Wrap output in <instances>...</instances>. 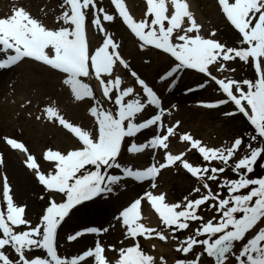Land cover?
<instances>
[{"label": "snow or ice", "instance_id": "snow-or-ice-1", "mask_svg": "<svg viewBox=\"0 0 264 264\" xmlns=\"http://www.w3.org/2000/svg\"><path fill=\"white\" fill-rule=\"evenodd\" d=\"M112 3L119 17L141 42L142 49L151 46L174 58L173 65L162 74L158 73L162 81L175 87L177 76L186 69L204 74L209 82H215L225 98L203 106L219 108L231 103L234 111L225 115L242 114L254 127L256 134L251 135L250 142L245 145L249 152L234 163L233 171L238 178H225L219 183L221 190L226 189V197L213 192L209 184V181L219 179L218 173L226 171L225 167L218 168L211 162L219 160L228 165L244 145L243 137L235 138L230 147L214 148L204 145L191 134H183L181 139L197 149L204 161L209 162L205 166H194L182 159L185 153L174 155L171 152H166L165 161L158 166L154 163L144 168H134L121 164L119 157L125 138H135L138 133L155 126L162 135L153 134L149 141L139 144L130 142L127 150L132 153H142L147 149L167 150V141L175 134V129L172 126L165 128L162 98L135 70H131L130 74L142 89L143 98L134 87H122L124 82L119 75L113 76L117 65L130 68L128 61L118 51L119 44L102 23V20L112 22L116 17L97 7L96 0H64L63 10L58 17L60 26L50 28L21 6L10 17L0 18V70H11L33 60L64 74L63 83L69 86L76 100L90 99L94 102L89 110L95 118L97 129L93 135L66 121L56 108L46 109L49 119L58 120L78 137L81 145L66 153L47 150L45 159L54 162V174L41 171L36 157L30 153L25 163L34 170L39 183L50 194L62 193L66 199L57 202L53 197L46 214L33 225L26 218L27 206L14 202L11 185L5 175L2 195L6 202V213L0 210V264H110L99 243L94 249L70 259L62 258L58 254V228L62 222L66 223V217L71 218L70 213L75 216L86 212L90 206L85 202L113 192L122 179L140 183L150 181L151 187L156 188L154 181L160 170L177 161L201 182L206 191L196 187L193 191L200 193L198 198L186 196L179 203L166 202L164 193H145L163 224L173 233L189 229L191 222L198 223L192 234L187 235L176 248L185 256L191 253L196 259H179L175 264H202L199 258L205 252L214 259V264H264V178L248 176L253 172L258 158L264 157V0H234L231 3L229 0H219L227 21L239 35V46L236 47H229L215 39V31L208 37L202 35V25L189 11L185 0H170L171 7L166 0H146L145 18L139 21L129 13L123 0H112ZM90 16L94 19L89 23L104 31L106 37L102 46L94 50L90 49L86 30V20ZM237 58L254 63L258 74L255 80L238 81L230 76L220 78L214 74L234 72L235 69L228 68L226 62ZM82 78L98 81L101 89L99 97L91 83ZM204 87L206 84L201 83L196 89L187 90L191 92ZM108 101L112 102L113 107L104 106ZM146 107L152 111L147 118L139 120L137 114L144 113ZM178 126L179 122H176ZM258 137L261 139L253 147L251 141H257ZM7 143L14 149L28 152L22 142L7 139ZM2 163L3 157L0 155ZM111 170H117L119 174ZM244 189L248 191L242 192ZM81 205L83 207H78ZM202 205L213 208L219 216L206 220L202 214H198ZM140 208L141 199L138 198L121 212L128 234L133 238L140 235L150 238L154 233L161 241H167L168 237L163 232L138 222ZM253 229L257 230L249 236ZM84 231L99 234L101 229L91 227ZM81 235L82 232L76 231L67 239L75 241ZM172 238L177 239L175 235ZM237 244L240 245L238 248ZM198 245L203 246V251L196 253L194 248ZM7 249L12 250L16 259L10 257ZM37 250L43 251L44 256L31 255ZM88 257L92 259L87 260ZM117 264H156V259L146 254L137 242L134 246L119 249Z\"/></svg>", "mask_w": 264, "mask_h": 264}, {"label": "rangeland", "instance_id": "rangeland-1", "mask_svg": "<svg viewBox=\"0 0 264 264\" xmlns=\"http://www.w3.org/2000/svg\"><path fill=\"white\" fill-rule=\"evenodd\" d=\"M123 2L134 19L139 21L145 18L147 11L146 0H123ZM185 2L189 5V11L194 15L198 24L202 25L201 34L208 37L211 32L215 31L216 36L214 38L219 40L221 32L229 24L221 12L217 0H185ZM229 2H234V0H229ZM96 3L97 7H102L109 14H113L116 17L112 22L102 20V23L104 29L119 44L118 51L130 65V68L117 65L113 70V76L119 75L122 78L124 82L122 87H134L136 92L140 93L143 98L142 89L130 74L131 70H135L150 86L154 87V90L156 87L172 89V87L168 86L167 81L161 80L158 73L162 74L165 69L173 65L175 63L174 58H167L165 54H161L156 50L142 49L116 14L112 1L96 0ZM166 4L171 7L170 0H167ZM21 6L33 16L42 19L48 27L58 28L60 26L58 17L64 7L63 0H0V18L10 17ZM102 16L103 13H101ZM148 19H151V17H148ZM185 19L187 20V18ZM90 20H86V23L90 35V49L94 50L102 46L106 37L104 31L98 29L94 23H89ZM226 64L228 68H234L235 71L214 74H217L220 78L230 76L238 81L244 79L255 80L257 78V72L252 62H243L237 58L226 62ZM63 79L64 75L51 71L36 62H31V60L23 62L11 72L0 74V102L5 106V109L3 107L0 108V133L2 132L3 142L7 143V139L14 138L22 140L21 142L28 147V152H25L21 158L23 163L26 166L25 161L30 153L36 157L37 163H39L40 169L44 173L52 172L54 174V162L45 159V162L48 163H43L39 158L41 155L45 158L48 149L66 153L80 147V144L58 120L49 119L46 112L48 107L56 108L60 115L74 126L90 131L93 135L96 134L97 123L89 110L94 102L90 99L84 101L76 100L69 86L63 83ZM82 79L91 83L99 97L101 89L98 81L95 79L92 81H88L87 78ZM177 80L178 82L181 80L182 85L177 86L179 83L175 85L174 94L158 93L162 98L165 109L164 126L165 128L172 126L175 129V134L170 136L167 141L169 148L167 150L163 148L147 149L142 153L129 152L127 148L130 142L138 144L145 142L141 134H137L135 138H127L119 158L120 163L134 168H144L154 163L158 166L165 161L166 152H171L174 155L185 153L182 159L187 160L194 166H205L209 162L204 161L197 149L191 148L188 142L181 139L183 134H191L193 138L202 141L204 145L214 148L230 147L235 138L243 137L244 145L241 146V150L229 161L228 165H224L219 160L211 162L212 165L218 168H226L225 172L218 173L219 179L217 181H209L213 192H219L222 197H226V189L221 190L218 185L225 178H238L233 171L234 163L238 162L239 158L249 152L245 145L250 142L249 137L256 134L254 127L242 114L225 115L227 112L234 111V105L231 103L213 109L203 106L206 103L225 98L215 82H209V78L205 77L204 74L184 70L177 76ZM201 83L209 85L206 86V89L204 87L201 90L199 97L188 99L186 96L195 90L189 92L187 89H196V86ZM182 97L186 98L182 99ZM104 106L111 108L113 104L108 101ZM148 109L149 107H146L144 113ZM138 115L140 114H137V117H139ZM243 119L248 122V127L246 125L244 127ZM176 122H179L178 127H176ZM151 133L156 135L163 134L157 129H154ZM260 139L258 137L257 141H251L253 147L258 145ZM34 149H36V153ZM111 171L114 174H119L117 170ZM248 176L249 178H264V157L258 158L253 172L248 174ZM151 183L150 181L140 183L131 179H122L113 192L104 193L92 201L95 204L96 202L99 203L98 206L100 208L94 215V227L101 229L98 235L103 241L101 242V246L104 248L103 255H105L110 264H117L119 249L134 246L137 242L146 254L154 256L156 264H175L179 259H196L191 253L185 256L183 253L176 251V248L187 235L192 234L198 223L191 222L189 229L173 233L171 229L163 224L162 218L147 200L145 193L148 191H152L154 194L164 193L166 194V202L179 203L186 196L190 199L198 198L200 193H195L193 190L196 187L202 188L201 182L177 161L174 165L160 170L154 181L156 188L153 189ZM202 191L206 190L202 188ZM241 191L247 192L248 189ZM54 194L57 202H62L66 199L62 193ZM52 198L51 194L46 195L44 198H39L37 214L27 217L33 225L40 222L42 215L46 214V209ZM138 198L141 199V217L138 222L143 223L146 227L163 232L168 237L167 241H161L154 233L150 238L145 235L133 238L128 234L127 227L122 221L121 212ZM198 214H202L206 220L213 216H219L213 208L207 207V205H202ZM118 217L121 218L118 219ZM256 230L253 229L249 236L254 234ZM173 235L177 239H173ZM203 238L205 237H200V239ZM65 239L66 237H57L58 254L62 258L70 259L75 255L68 256L66 248L75 247L77 244L68 245ZM239 246V244L236 245L237 248ZM201 251H203V246L198 245L194 248L196 253ZM7 253L11 258L16 259V255L11 249H7ZM31 255L44 256V252L37 250ZM91 259L89 257V260ZM199 259L202 264H214V259L208 257L206 252Z\"/></svg>", "mask_w": 264, "mask_h": 264}, {"label": "bare ground", "instance_id": "bare-ground-1", "mask_svg": "<svg viewBox=\"0 0 264 264\" xmlns=\"http://www.w3.org/2000/svg\"><path fill=\"white\" fill-rule=\"evenodd\" d=\"M166 3H167V0H166ZM88 19L92 20V16H90ZM219 41H221L222 43H225L229 47H236V46H239L238 45L239 35L232 27L227 26L224 29V31L221 32ZM178 83L179 84H177V86L182 85L181 80ZM202 89L195 90L191 94H188V96L186 95L185 96L188 97V99H192L195 97L197 98L199 97ZM186 97H182V99L183 98L185 99ZM2 107L3 109H5V106H3V104L0 102V108ZM151 111L152 110L149 107L148 111L138 115L139 116L138 118L144 119ZM154 129H156L155 126H153L151 130H143L142 133H138V134L139 135L141 134L144 141L147 142L152 137L153 134L151 133V131H153ZM1 135H2V132L0 133V155H2L3 161L5 162V164L4 162L0 164V210H4L6 213V202L4 201V198L2 195L4 176L6 175L8 179V183L11 185L14 202L18 205L27 206L26 207V218L31 217L32 214L36 215L39 198L40 197L44 198L46 195L50 193L45 189L43 185H41L38 182V179L35 175L34 170L29 169L23 163L21 158L25 153H22L23 151H19V149H12V148L10 149V147L6 145V142L5 143L3 142V139H2L3 136ZM34 150H35L34 152L36 153V149ZM39 158L43 161V163H48V162H45L46 160L44 157H42V155ZM51 195L52 197L56 198L55 194H51ZM78 207H83V205L78 206ZM96 210H99V209H96ZM87 215H88V210L86 212L78 213L75 216H72L70 214L71 218H66L65 219L66 223L63 222L60 229L58 230L57 237H60V238L66 237L65 240L68 245H73L75 243L77 244L75 247L66 248V252L68 253V256H73V255L77 256L79 254H82L84 251L88 249H94L97 243L101 245V242H103L98 234L89 233V232L84 231L85 229L90 228V226H87L86 224L84 226H81L82 224H84L83 223L84 220L81 221L80 219L82 218L85 219ZM76 221L80 223L78 225L79 229L77 230H75V228L72 227L73 223ZM76 231H80V232L82 231V235L79 236L77 240L75 241H69L67 237ZM86 259L89 260V257ZM82 264H84V262H82Z\"/></svg>", "mask_w": 264, "mask_h": 264}, {"label": "trees", "instance_id": "trees-1", "mask_svg": "<svg viewBox=\"0 0 264 264\" xmlns=\"http://www.w3.org/2000/svg\"><path fill=\"white\" fill-rule=\"evenodd\" d=\"M243 125H244V123H243ZM244 127H245V125H244Z\"/></svg>", "mask_w": 264, "mask_h": 264}]
</instances>
